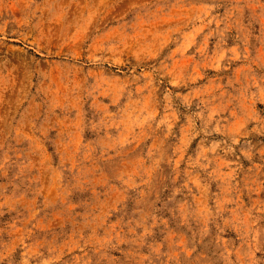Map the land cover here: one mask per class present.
<instances>
[{
  "label": "rangeland",
  "instance_id": "374dc122",
  "mask_svg": "<svg viewBox=\"0 0 264 264\" xmlns=\"http://www.w3.org/2000/svg\"><path fill=\"white\" fill-rule=\"evenodd\" d=\"M0 264H264V0H0Z\"/></svg>",
  "mask_w": 264,
  "mask_h": 264
}]
</instances>
